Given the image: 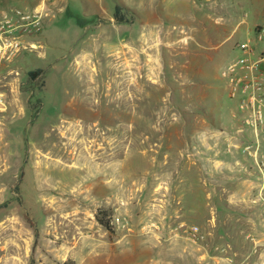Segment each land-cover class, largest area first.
Returning a JSON list of instances; mask_svg holds the SVG:
<instances>
[{"label": "rangeland", "instance_id": "374dc122", "mask_svg": "<svg viewBox=\"0 0 264 264\" xmlns=\"http://www.w3.org/2000/svg\"><path fill=\"white\" fill-rule=\"evenodd\" d=\"M44 1L0 67V264H264V132L261 170L221 75L264 0Z\"/></svg>", "mask_w": 264, "mask_h": 264}, {"label": "built area", "instance_id": "2783aa9c", "mask_svg": "<svg viewBox=\"0 0 264 264\" xmlns=\"http://www.w3.org/2000/svg\"><path fill=\"white\" fill-rule=\"evenodd\" d=\"M45 14L44 0L29 8L10 6L0 10V67L21 50L35 49L36 43L28 37L41 31ZM250 31L253 33L239 44L241 53L227 63L221 75L229 97L242 112L240 125L251 130L250 137H242V142L248 144L244 149L257 160L259 135L264 132V21ZM251 146L255 149L250 150ZM256 163L262 170L263 163Z\"/></svg>", "mask_w": 264, "mask_h": 264}, {"label": "trees", "instance_id": "16d2710c", "mask_svg": "<svg viewBox=\"0 0 264 264\" xmlns=\"http://www.w3.org/2000/svg\"><path fill=\"white\" fill-rule=\"evenodd\" d=\"M130 8L123 4V3H115V7H114V12H113V17L115 19L116 22L118 23H122V22H133L134 18H131V20H128L127 17V13H129ZM43 72L42 68H36L33 70H29L28 71V75L31 79H36L38 77L41 76ZM102 210L100 211V213H98L97 217L98 220L101 224H103L104 226H106L107 228H109V220L108 218H106L107 214L105 212V210L103 211V215H101Z\"/></svg>", "mask_w": 264, "mask_h": 264}, {"label": "crops", "instance_id": "0c3cea01", "mask_svg": "<svg viewBox=\"0 0 264 264\" xmlns=\"http://www.w3.org/2000/svg\"><path fill=\"white\" fill-rule=\"evenodd\" d=\"M84 3H86V1L85 0H82ZM100 3H103V0L102 1H99ZM113 9H114V7H115V1H114V3H113ZM114 12V11H113Z\"/></svg>", "mask_w": 264, "mask_h": 264}, {"label": "bare ground", "instance_id": "6f19581e", "mask_svg": "<svg viewBox=\"0 0 264 264\" xmlns=\"http://www.w3.org/2000/svg\"><path fill=\"white\" fill-rule=\"evenodd\" d=\"M75 137V136H74ZM72 138V137H71ZM73 141V138L71 139ZM83 142V141H82Z\"/></svg>", "mask_w": 264, "mask_h": 264}]
</instances>
